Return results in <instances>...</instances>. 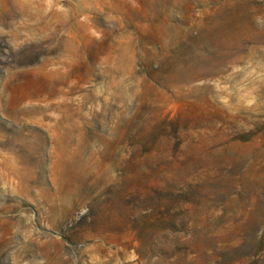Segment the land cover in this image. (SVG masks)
<instances>
[{
	"label": "rangeland",
	"instance_id": "rangeland-1",
	"mask_svg": "<svg viewBox=\"0 0 264 264\" xmlns=\"http://www.w3.org/2000/svg\"><path fill=\"white\" fill-rule=\"evenodd\" d=\"M0 264H264V0H0Z\"/></svg>",
	"mask_w": 264,
	"mask_h": 264
}]
</instances>
